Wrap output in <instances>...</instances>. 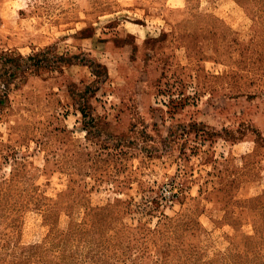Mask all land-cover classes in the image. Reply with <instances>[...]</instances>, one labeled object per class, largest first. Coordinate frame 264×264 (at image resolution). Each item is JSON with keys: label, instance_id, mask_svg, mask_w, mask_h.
Instances as JSON below:
<instances>
[{"label": "rangeland", "instance_id": "1", "mask_svg": "<svg viewBox=\"0 0 264 264\" xmlns=\"http://www.w3.org/2000/svg\"><path fill=\"white\" fill-rule=\"evenodd\" d=\"M0 264H264V0H0Z\"/></svg>", "mask_w": 264, "mask_h": 264}, {"label": "trees", "instance_id": "2", "mask_svg": "<svg viewBox=\"0 0 264 264\" xmlns=\"http://www.w3.org/2000/svg\"><path fill=\"white\" fill-rule=\"evenodd\" d=\"M29 58H31V57H29ZM38 63H40V62H38Z\"/></svg>", "mask_w": 264, "mask_h": 264}]
</instances>
